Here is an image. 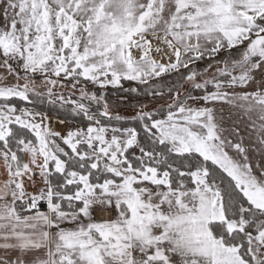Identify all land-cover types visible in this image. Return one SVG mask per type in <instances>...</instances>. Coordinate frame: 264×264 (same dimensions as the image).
I'll return each mask as SVG.
<instances>
[{
    "label": "snow or ice",
    "instance_id": "1",
    "mask_svg": "<svg viewBox=\"0 0 264 264\" xmlns=\"http://www.w3.org/2000/svg\"><path fill=\"white\" fill-rule=\"evenodd\" d=\"M0 264H264V0H0Z\"/></svg>",
    "mask_w": 264,
    "mask_h": 264
},
{
    "label": "trees",
    "instance_id": "2",
    "mask_svg": "<svg viewBox=\"0 0 264 264\" xmlns=\"http://www.w3.org/2000/svg\"><path fill=\"white\" fill-rule=\"evenodd\" d=\"M37 107H39L41 109H45V108H47V105H40V104H38ZM61 118H64V116L61 115Z\"/></svg>",
    "mask_w": 264,
    "mask_h": 264
},
{
    "label": "rangeland",
    "instance_id": "3",
    "mask_svg": "<svg viewBox=\"0 0 264 264\" xmlns=\"http://www.w3.org/2000/svg\"><path fill=\"white\" fill-rule=\"evenodd\" d=\"M122 110H123V109H122ZM127 111L130 113V111H131V110H130V109H128Z\"/></svg>",
    "mask_w": 264,
    "mask_h": 264
}]
</instances>
